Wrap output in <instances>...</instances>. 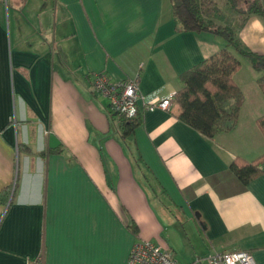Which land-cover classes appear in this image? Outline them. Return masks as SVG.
<instances>
[{
    "label": "crops",
    "instance_id": "0c3cea01",
    "mask_svg": "<svg viewBox=\"0 0 264 264\" xmlns=\"http://www.w3.org/2000/svg\"><path fill=\"white\" fill-rule=\"evenodd\" d=\"M238 35L264 54L263 16ZM225 45L178 32L172 0H0V264H128L138 240L181 264L234 250L264 264V163L248 185L231 169L264 153L259 75L232 51L246 101L236 129L214 138L175 101L143 112L141 100L124 138L93 84L96 72L139 74L146 102L174 100L182 74Z\"/></svg>",
    "mask_w": 264,
    "mask_h": 264
},
{
    "label": "trees",
    "instance_id": "16d2710c",
    "mask_svg": "<svg viewBox=\"0 0 264 264\" xmlns=\"http://www.w3.org/2000/svg\"><path fill=\"white\" fill-rule=\"evenodd\" d=\"M230 1V0H229ZM237 5L238 0H233ZM178 32H212L226 39L225 47L182 74L183 86L174 94L180 105L179 118L209 138L236 129L246 95L235 79L242 63L231 49L240 56L250 59L253 68L260 73L258 83L264 93V54L253 51L236 34L252 14L264 17V8L256 0L247 8L240 7L241 22L237 31L231 22L222 24L223 11L215 0H172ZM122 136L129 137L141 125L138 109L116 113ZM264 134V114L257 118ZM264 153L255 159L237 157L232 171L244 185L263 174Z\"/></svg>",
    "mask_w": 264,
    "mask_h": 264
},
{
    "label": "built area",
    "instance_id": "2783aa9c",
    "mask_svg": "<svg viewBox=\"0 0 264 264\" xmlns=\"http://www.w3.org/2000/svg\"><path fill=\"white\" fill-rule=\"evenodd\" d=\"M140 75L122 81H114L103 72L93 75V84L109 102L111 111L116 113L130 112L138 109L140 100L143 112L155 109L170 110L174 100L165 99L155 103L145 101L140 91ZM209 264H258L248 250L221 251L208 257ZM28 264H45L43 257L31 260ZM128 264H181L173 252L161 248L152 241L138 240L131 251Z\"/></svg>",
    "mask_w": 264,
    "mask_h": 264
},
{
    "label": "rangeland",
    "instance_id": "374dc122",
    "mask_svg": "<svg viewBox=\"0 0 264 264\" xmlns=\"http://www.w3.org/2000/svg\"><path fill=\"white\" fill-rule=\"evenodd\" d=\"M216 1L219 3V6L222 7V8H224V5H226V3H225L226 1H225V0H223V2H224L225 4L222 2V0H216ZM227 1H228V0H227ZM258 1H259L260 5L262 6V8H264V7H263L264 3H262L261 0H258ZM263 1H264V0H263ZM231 2H232V1H229L230 4H228L229 9H230V7H231V6H229V5H231ZM236 2H237V4L240 5V7H242V8H247V7H248V4L251 3V2H254V1H253V0H238V1H236ZM229 9H226V8H225L224 11H225L226 15H231V14L234 15V13H235L236 18H235V19L233 18V20H232V24H233V26H235V29H236V31H237V28H238L237 25H239L240 22H241V16H240L238 13H236V11H234L233 13L229 12ZM237 12H239V11H237ZM239 13H240V12H239ZM227 20H228V19H225L226 22H227ZM225 21H223L222 24H225V23H226ZM220 22H221V20H220ZM229 22H230V21H229ZM238 32H239V30H238L237 33H236L237 35H238ZM238 36H239V35H238ZM231 50H232L234 53H236V54L240 57L241 60H243V62H244L245 65H248V67H250V69H251L252 72H254V73L257 74V75H260V73L257 72V71L253 68L250 59L240 56V55H239L234 49H231Z\"/></svg>",
    "mask_w": 264,
    "mask_h": 264
}]
</instances>
